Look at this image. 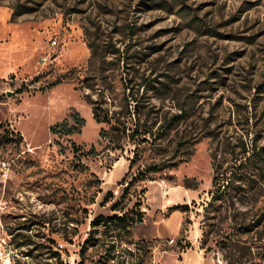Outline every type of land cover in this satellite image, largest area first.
<instances>
[{"label":"rangeland","instance_id":"obj_1","mask_svg":"<svg viewBox=\"0 0 264 264\" xmlns=\"http://www.w3.org/2000/svg\"><path fill=\"white\" fill-rule=\"evenodd\" d=\"M0 264H264V0H0Z\"/></svg>","mask_w":264,"mask_h":264},{"label":"trees","instance_id":"obj_2","mask_svg":"<svg viewBox=\"0 0 264 264\" xmlns=\"http://www.w3.org/2000/svg\"><path fill=\"white\" fill-rule=\"evenodd\" d=\"M136 111H138V107L135 108ZM94 117L98 122L101 121H107L111 124V128L113 131H121L120 127H118L115 123L116 121H118L116 114H109L108 110H104L102 108V106L100 105V103L96 102L94 104ZM73 118L76 121V124L74 125H70L68 123V121H64L63 123L57 124L56 126L52 127V131L54 132H63L65 134H71L74 132H79L81 127L85 124V119L83 117H81L78 113H75L73 115ZM124 131H126V127H124ZM148 133V130H144L142 132H139V130L137 128L134 129L133 133L131 135H133V138L136 135H146ZM129 134V136H131ZM101 136H107L105 133V130L103 129L101 131ZM120 137L116 136V139L113 137V135L111 136L110 141L113 142V148L118 149L122 147V144L120 143ZM78 150V148H75ZM96 150L95 148H93L90 153H95ZM134 156L138 157V152L134 151ZM135 158L133 157L130 161V167L134 164ZM154 171H158L156 168L153 169ZM151 170H140L139 173L132 177L131 180L127 181V182H123V184H126L124 187V191L122 194V198L119 201H116L112 204V210L113 211H119L117 213H113V214H109V215H105V214H100L98 215L94 220H92L91 224L95 227L96 225H99L100 223L104 222L105 224H110L112 226L118 229H131L134 228L137 224H141L146 216V210L143 209V202L141 199L137 200L132 208H127V205L124 204V200L128 197V194L130 193V189L131 187L134 185L135 181L138 180H147V179H154L153 177H150L149 173ZM216 180H217V176L214 177L213 179V183L214 185H216ZM226 188V186H225ZM217 189V188H216ZM148 191V189L144 186L141 189V193L145 194ZM222 190L220 188L217 189V194L212 192L213 195V199H217L219 195L223 194L221 192ZM111 191L108 192V194L106 195V199L109 200V196H112ZM183 208L184 210H187L189 208L188 204H184L182 206H173V210H177L179 208ZM94 231H90L89 236L86 238L85 242H84V247L87 246V244L92 240V239H96L94 236ZM188 246H191V243L188 242L187 243Z\"/></svg>","mask_w":264,"mask_h":264},{"label":"built area","instance_id":"obj_3","mask_svg":"<svg viewBox=\"0 0 264 264\" xmlns=\"http://www.w3.org/2000/svg\"><path fill=\"white\" fill-rule=\"evenodd\" d=\"M46 61V59H43V62H45Z\"/></svg>","mask_w":264,"mask_h":264},{"label":"crops","instance_id":"obj_4","mask_svg":"<svg viewBox=\"0 0 264 264\" xmlns=\"http://www.w3.org/2000/svg\"><path fill=\"white\" fill-rule=\"evenodd\" d=\"M188 196V195H187ZM113 214V213H112ZM106 215H109V214H106Z\"/></svg>","mask_w":264,"mask_h":264},{"label":"bare ground","instance_id":"obj_5","mask_svg":"<svg viewBox=\"0 0 264 264\" xmlns=\"http://www.w3.org/2000/svg\"><path fill=\"white\" fill-rule=\"evenodd\" d=\"M120 169V168H119Z\"/></svg>","mask_w":264,"mask_h":264}]
</instances>
